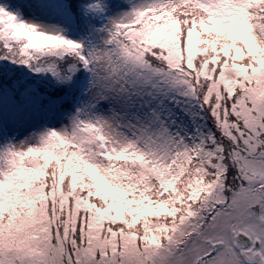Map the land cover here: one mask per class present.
<instances>
[{
    "label": "snow or ice",
    "instance_id": "snow-or-ice-1",
    "mask_svg": "<svg viewBox=\"0 0 264 264\" xmlns=\"http://www.w3.org/2000/svg\"><path fill=\"white\" fill-rule=\"evenodd\" d=\"M0 264H264V0H0Z\"/></svg>",
    "mask_w": 264,
    "mask_h": 264
}]
</instances>
